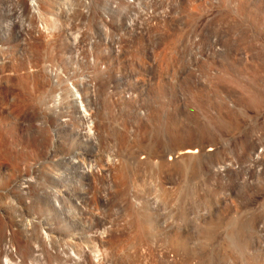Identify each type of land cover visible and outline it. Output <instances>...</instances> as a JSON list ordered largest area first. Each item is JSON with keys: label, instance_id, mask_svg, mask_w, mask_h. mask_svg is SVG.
Here are the masks:
<instances>
[{"label": "rangeland", "instance_id": "1", "mask_svg": "<svg viewBox=\"0 0 264 264\" xmlns=\"http://www.w3.org/2000/svg\"><path fill=\"white\" fill-rule=\"evenodd\" d=\"M36 2L0 0V102L8 88L16 102L0 165L40 172L28 208L1 204L11 218H53L48 190L88 185L95 218L65 203L52 251L15 234L0 264H264V0H159L168 18L135 37L121 0ZM78 95L92 98L79 108L90 127ZM193 147L195 158L169 161ZM70 157L92 176L67 169Z\"/></svg>", "mask_w": 264, "mask_h": 264}, {"label": "bare ground", "instance_id": "2", "mask_svg": "<svg viewBox=\"0 0 264 264\" xmlns=\"http://www.w3.org/2000/svg\"><path fill=\"white\" fill-rule=\"evenodd\" d=\"M30 1V6L32 9H36L37 7V2L36 0H29ZM37 10V9H36ZM57 22V21H55ZM55 22H51V26H55ZM54 28V27H53ZM3 39L0 38V94L2 93V85H1V80H2V76L5 74V69L4 67H2L3 65V57H2V54L4 53L3 51H5L2 46H3ZM5 42V41H4ZM27 56H29L28 53H26ZM26 56V57H27ZM31 69L28 68L27 70V75H28V78H30L29 76L31 75ZM36 71V70H34ZM33 71V72H34ZM37 72V71H36ZM7 74V73H6ZM9 74V73H8ZM7 74V75H8ZM10 75V74H9ZM8 75V76H9ZM4 77V76H3ZM32 77L35 79V75L32 74ZM8 79V77H6ZM11 78V77H10ZM31 79V78H30ZM8 82V81H7ZM79 86V85H78ZM81 88V86H80ZM78 87V90H77V87L75 88L76 91H75V94L79 91L80 89ZM74 89V90H75ZM82 89V88H81ZM5 95V100L4 102H0V123L3 122L4 120L5 121H8L11 117V114H12V111L13 109L16 107V102H15V98H13V90L12 88H8L6 90V93H4ZM74 96V95H73ZM45 104V103H44ZM71 104V103H70ZM92 98H90V96H86L85 98H83V96H79L78 97H75V99H73L72 101V108H74V110L76 111V114L78 115V117L81 119V121L83 123H85V125H87L88 127H90V114H86V113H80V110L79 108L81 109V111H86L88 112L89 111V107L92 105ZM86 108V110H85ZM91 108V107H90ZM43 109V108H42ZM58 113L60 114V112L58 111ZM44 115V114H43ZM49 116L46 115V119L43 121V123H41V126L42 127H47V124L49 123L48 122V119ZM56 127L57 128L55 130V132H58V128L59 127H62V123L63 121L61 120V117H59L57 115L56 117ZM87 127V128H88ZM76 138H78L80 140V136L81 137H87V139L85 140H82L81 143H82V146L83 147H86L88 145H90L92 143V138L90 137V135H88V133H84V135H82L81 132L77 131L73 134ZM80 142V141H79ZM85 145V146H84ZM211 149H209L208 151H210ZM197 150L196 148H186V149H180L178 151H176L174 154H171L170 156H172L171 158H169V161H173L175 162V160H179V159H185V158H195L197 156ZM77 158L75 157H70L68 159V168L67 169H70V170H75V171H78L80 173V176L82 179H87L88 177L92 176L93 174V170L91 169H86V167H84L79 161L76 160ZM61 161V160H60ZM106 162H111V161H106ZM110 164V163H109ZM107 166V165H106ZM39 171H38V168L37 167H30V166H26V165H22L21 167L15 165V164H10V166L8 167H5V166H1L0 165V242H5V244L7 245V241H13L15 240V234L17 236V234L20 236L21 238V241L24 240L23 238L31 235V234H34L35 236H37V240L39 239V241L42 242L43 245H45L47 248L46 249H50L51 251L53 250L52 249V246L53 244L56 242L57 243V240L59 241V237L62 235V229L61 227L63 226V217H62V208L64 206L65 203H67L70 208H73V209H76L78 211H80V213L82 215H86L87 217H93L92 220H94V216L95 214L93 215L92 213V210H93V207L91 205H93L92 201L90 200V197H89V190L90 189H87L89 188L88 185H84L85 187L83 188V190L81 191V193H74L72 192L71 188H68L67 191L66 190H63L61 188H56V189H51V190H48L47 191V196H46V191H44V195L46 196L45 200H46V203H47V208H48V211H50L52 213V217L53 218H50L49 216H46L45 218L42 217V218H39V217H36L34 216L33 214L31 213H25V219L23 218V216H20L21 219H16L15 218H11V214H10V217L8 212L5 211L4 207L2 206L1 204V200L2 198L5 200H7L8 204L11 205V207L13 206L14 207V204H19V205H22L23 207H27L28 204H30V200H31V197H29V194L30 191L35 188L34 190L36 191V186L37 185V179H36V176L39 175ZM53 175V174H52ZM33 176V177H32ZM52 179V182H54V184L56 183H62L63 182V179H62V176H59L58 173H56L55 175H53L51 177ZM39 187V186H38ZM41 188V187H40ZM32 192V191H31ZM36 192H39L38 190ZM41 192V191H40ZM42 193V192H41ZM41 193H38V197H39V194ZM42 196V195H40ZM30 198V200H29ZM40 198V197H39ZM44 198V197H43ZM42 199V198H40ZM105 199L106 198H99L96 202L97 203H100V204H105ZM5 200V201H6ZM3 201V200H2ZM5 206V205H4ZM7 206V205H6ZM94 206H96V204L94 203ZM103 206V205H102ZM16 207V206H15ZM14 207V208H15ZM19 208V207H18ZM28 208V207H27ZM26 209V208H25ZM95 209V208H94ZM8 216H7V214ZM18 213V212H17ZM49 213V212H48ZM41 214V213H40ZM49 215V214H48ZM97 216V215H96ZM74 218L78 219V217L74 214L73 215ZM98 218H100L99 216H97ZM18 218V217H17ZM23 218V219H22ZM101 219V218H100ZM98 219V220H100ZM103 219V218H102ZM101 219V220H102ZM104 220V219H103ZM99 222V221H98ZM140 226V225H139ZM144 227V226H143ZM104 228V227H103ZM108 228V227H107ZM141 228V227H140ZM18 236V237H19ZM32 236V235H31ZM30 236V237H31ZM34 236V237H35ZM33 237V238H34ZM28 238V237H27ZM36 238V237H35ZM18 239V238H17ZM36 240V239H35ZM20 241V240H19ZM20 241V243H21ZM26 241V240H25ZM14 242V241H13ZM28 242V241H26ZM24 242V243H26ZM18 243V242H17ZM10 244V243H9ZM15 244V243H14ZM41 243L38 242V245H40ZM3 245V243H2ZM12 245V243H11ZM17 245V244H16ZM15 245V246H16ZM25 245L26 244H23L21 243L20 244V248L21 246ZM8 246V245H7ZM35 246V245H34ZM42 246V245H40ZM6 246H4V250H6L5 248ZM13 247V246H12ZM12 247H10V250L13 251ZM17 247V246H16ZM19 247V245H18ZM17 247V248H18ZM23 247V246H22ZM36 247V246H35ZM44 248V246H42ZM66 247V246H65ZM69 247L71 248H67L69 249V255L68 257L70 256H73V247H75L74 245L72 244H69ZM3 248V247H2ZM19 248V249H20ZM54 248V247H53ZM77 248V246H76ZM75 248V249H76ZM9 249V248H8ZM22 250V249H21ZM44 250V249H43ZM78 250V249H77ZM9 252V250H7ZM6 251V253H7ZM33 251V250H32ZM37 251V249H36ZM40 251V250H39ZM42 251V249H41ZM49 252V250H46ZM50 251V252H51ZM59 251V250H58ZM34 252V251H33ZM47 252V253H48ZM49 252V253H50ZM83 252V251H82ZM25 253V252H24ZM57 253V252H56ZM67 253V252H66ZM16 254V252H15ZM29 254V253H28ZM31 254V253H30ZM39 254V253H38ZM58 254V253H57ZM68 254V253H67ZM79 254H81L79 252ZM7 255V254H6ZM9 255V254H8ZM32 255V254H31ZM30 255V256H31ZM35 255V254H33ZM40 255V254H39ZM48 255V254H47ZM50 255V254H49ZM48 255V256H49ZM56 255V254H55ZM4 256V255H3ZM2 256V257H3ZM67 256V255H65ZM77 256V255H76ZM75 256V257H76ZM85 261H86V264H95V261L92 260V258L88 257L86 254L84 255H81ZM80 256V257H81ZM6 257V256H4ZM26 257V256H25ZM37 257V255H36ZM45 257V255H44ZM51 257V255H50ZM53 257V256H52ZM79 257V258H80ZM9 258V257H7ZM21 258V256H20ZM27 258V257H26ZM33 257H31L32 259ZM61 258V257H60ZM66 258V257H65ZM74 258V257H73ZM72 258V259H73ZM100 258V257H99ZM4 259V258H3ZM2 259V260H3ZM23 259V258H22ZM49 258H47L48 260ZM56 259V258H55ZM67 260V259H66ZM65 260V261H66ZM75 260V259H73ZM78 260V259H77ZM76 260V261H77ZM7 261V259H6ZM27 262L29 260H26ZM35 261V260H34ZM45 261V260H44ZM2 262V261H1ZM5 262V261H4ZM13 262V261H12ZM11 262V263H12ZM23 262V261H22ZM40 262V261H39ZM9 263L8 261L5 263V264H11ZM16 263V261H15ZM14 263V264H15ZM19 263V262H18ZM51 263V262H50ZM53 263V262H52ZM54 263H55V260H54ZM53 263V264H54ZM62 263V262H61ZM84 263V261H83ZM38 264V263H37ZM40 264V263H39ZM42 264V263H41ZM57 264V263H56ZM66 264V263H65ZM73 264V263H72ZM74 264L75 261H74ZM78 264V263H77ZM81 264V262H80ZM96 264H98L96 262Z\"/></svg>", "mask_w": 264, "mask_h": 264}, {"label": "built area", "instance_id": "3", "mask_svg": "<svg viewBox=\"0 0 264 264\" xmlns=\"http://www.w3.org/2000/svg\"><path fill=\"white\" fill-rule=\"evenodd\" d=\"M121 3L124 8L125 29L129 37L145 33L148 28L155 27L169 16V12L162 8L159 0H121ZM116 8L112 7V9ZM109 13L106 16L109 17ZM83 14L88 16L87 9ZM108 20L106 17V21Z\"/></svg>", "mask_w": 264, "mask_h": 264}]
</instances>
